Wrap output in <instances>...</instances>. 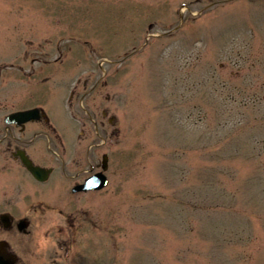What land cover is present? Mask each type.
Segmentation results:
<instances>
[{"label":"rangeland","instance_id":"1","mask_svg":"<svg viewBox=\"0 0 264 264\" xmlns=\"http://www.w3.org/2000/svg\"><path fill=\"white\" fill-rule=\"evenodd\" d=\"M28 36L65 116H114L73 264H264V0H0L1 62Z\"/></svg>","mask_w":264,"mask_h":264},{"label":"flooded vegetation","instance_id":"2","mask_svg":"<svg viewBox=\"0 0 264 264\" xmlns=\"http://www.w3.org/2000/svg\"><path fill=\"white\" fill-rule=\"evenodd\" d=\"M41 43L14 37L8 61L0 60V90L10 85L7 95L0 93V264L42 263L49 245L56 246L51 255L60 264H73L70 247L78 230L93 221L81 198L100 195L111 181L103 147L114 116L106 109L101 119L87 112L88 123L73 111L65 116L61 104L52 102L63 95L65 58L58 46L49 57ZM97 172L105 186L77 188ZM89 257L79 264H89Z\"/></svg>","mask_w":264,"mask_h":264},{"label":"water","instance_id":"3","mask_svg":"<svg viewBox=\"0 0 264 264\" xmlns=\"http://www.w3.org/2000/svg\"><path fill=\"white\" fill-rule=\"evenodd\" d=\"M31 170L33 171L34 174H37V168H31ZM106 183L105 177L104 175L99 172L93 176H91L90 178L86 179V182L81 185L80 187H77L79 189H98L101 188L102 186H104Z\"/></svg>","mask_w":264,"mask_h":264}]
</instances>
